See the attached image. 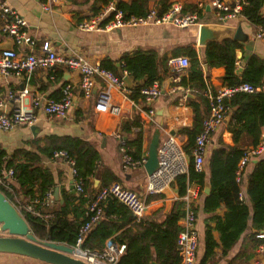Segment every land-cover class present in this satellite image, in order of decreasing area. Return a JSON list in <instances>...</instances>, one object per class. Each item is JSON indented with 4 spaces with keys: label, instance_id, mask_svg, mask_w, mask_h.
Here are the masks:
<instances>
[{
    "label": "crops",
    "instance_id": "crops-1",
    "mask_svg": "<svg viewBox=\"0 0 264 264\" xmlns=\"http://www.w3.org/2000/svg\"><path fill=\"white\" fill-rule=\"evenodd\" d=\"M107 1L109 5H115L116 1L130 5L136 0H61L49 12H45L42 9V4L45 0H0V5L10 7L26 20L28 33L35 41V46L32 50H29V47L26 46H16L10 37L3 34V23L0 21V51L15 49L18 53L32 51L34 54H40V46L43 43H48L51 49L61 56L66 57L76 54L83 56L92 64L99 65L104 61H110L118 70L121 65L119 63L121 57L125 53L137 50L155 51L158 54L160 63L165 59L168 61L172 57H186L189 64L186 70L173 72L166 64L168 73L164 74L161 72L163 75V79L159 83L161 94L152 104V108L155 111L154 121L156 125L150 122L144 113L138 111L136 106L142 105L141 98L137 101L128 98V90L132 87L127 88L126 85L123 94L116 88L111 90L113 103L121 107L119 116L94 112L93 101L96 94L104 89V84L98 81L96 82L92 98L84 100L80 95L76 96L77 103L69 111L66 119H49L41 110H37L38 121L34 126L18 127L13 132L8 133L0 131V147L8 153H12L17 149L36 151L35 148H31V143L38 142L37 148L38 146L42 147L44 139L49 136L79 138L88 142L99 153V166L97 167L95 176L91 179L93 192L90 197L100 188L101 183L99 178L102 177V173L108 171L117 178L118 183L128 189L134 190L145 199L147 209L142 221L161 222L170 213L174 203L179 200L177 189L172 184L162 193L156 194L155 196L159 195L156 199L147 200L149 196L144 191L147 173L144 167L128 171H124L121 168V153L119 151L120 145L117 136H121L124 141L130 142L136 139L138 133L137 129H133L130 132L125 131L122 128L123 124L134 122V119H138L142 132L141 159L147 160L149 143L155 131L159 132L160 140H163L167 135H173L185 151L184 147L187 144V137L184 135L183 130L190 128L193 124V102L199 105L200 111L207 109L206 105L199 99L202 96L199 90L189 89V87L185 88L180 84L183 78L189 77L196 66V63L187 57L185 49L192 47L195 50L197 64L202 72L204 83L206 87L215 91L223 86V78L227 70L240 77L244 64L249 57L256 56L264 61V44L254 37L257 28L250 25L242 16L235 20H227L226 22L215 18V14L208 7L207 0H146L145 10L147 12L151 9L157 11L163 7V4L169 8L172 3H179L184 12H196L199 23L202 26H207L215 37V40L207 44L222 45L225 39H230L239 44V49H236L234 52V62H231V58L228 52H226L225 67L211 68L207 65L205 58L206 45L200 46L198 43L199 27L178 29L169 25H159L122 28L109 32L81 31L78 25L83 21L93 19L95 16L93 15V8L96 9L97 13H100L107 7V4H104ZM261 11L264 13V4ZM101 23L106 24L107 17ZM238 29H240L241 39L235 41L233 37ZM239 69L242 70L241 74H237ZM50 75L49 72L41 68H36L28 81L23 77L11 74L3 76L0 74V100H3L6 104L5 111L10 112L11 108L17 105L16 101L9 100V96L11 94H18L25 86L29 87L31 96H39L41 99L58 98L60 89L65 85L78 86V74L66 70L61 65L56 66L55 80H50ZM124 95L126 98H124ZM249 99L253 126L250 137L245 139L243 147L246 150L255 148L261 141V133L264 127H261L259 124L258 114L264 108V91H259L249 96ZM26 109H29L28 105H26ZM229 118L230 114L211 136L203 164V172L205 174L204 186L202 189L199 187L198 198L194 202L197 216L196 229L199 235L196 264L199 263L203 256V240L206 225L214 227L215 222L212 219L215 216L222 218L226 212V208L221 206L213 214L205 213L204 202L211 191L209 160L212 152L221 145L233 146L232 136L227 131ZM254 141H257L256 146H254ZM260 159H264V154L253 159L245 167L241 182L239 183L241 192L239 200H244L250 210V214L251 203L246 195L247 180L254 165ZM41 161L43 166L51 172L55 183L52 199L48 205V209L55 210L63 204L61 190H65L71 196L77 197L78 195L72 194L69 189L71 175L67 164L60 160H52L51 157L46 158L43 155L41 156ZM187 162L190 163L189 158ZM15 187L17 188V186ZM55 189H57V196L54 195ZM88 198L86 197L87 200ZM107 203L105 204V209L107 208ZM83 210L85 211V204L83 205ZM104 219L105 216L101 221ZM96 225L91 231L96 228ZM177 225L181 230V219ZM126 226H130V223ZM251 230V218H249L247 229L238 243L229 252L227 257L220 259L216 264H230L239 252L244 238L250 234ZM213 236L218 241V233L214 232ZM219 256L220 250H217V257ZM253 259L254 257L245 264H251ZM234 263L237 264L238 261Z\"/></svg>",
    "mask_w": 264,
    "mask_h": 264
},
{
    "label": "trees",
    "instance_id": "trees-1",
    "mask_svg": "<svg viewBox=\"0 0 264 264\" xmlns=\"http://www.w3.org/2000/svg\"><path fill=\"white\" fill-rule=\"evenodd\" d=\"M145 2L146 0H136L128 5L116 1L114 6L125 19L143 17L147 14ZM104 4L109 5L108 1ZM263 4L264 0H246V4L242 8L241 16L255 28L264 29V13L261 11ZM167 8L168 6L163 4V7L157 12L162 14ZM97 14L96 9L93 8V15ZM111 19L112 14L107 18V22ZM236 49H239V44L230 39H225L222 45L207 44L205 47L207 65L211 68L225 67L226 52H228L231 62H234ZM185 52L187 57L196 63V66L189 77L183 78L180 84L185 88L199 90L203 96L206 84L197 64V54L192 47L185 49ZM166 62L165 59L160 63L158 54L153 50H137L125 53L121 57L119 70L110 61L102 62L100 66L118 77H121L125 72L133 83L132 88L128 90V98L137 101L141 98L140 88L154 82L160 83L163 79L161 72L168 73ZM242 83L255 88L264 86V61L262 59L256 56L249 57L240 77L226 71L223 86L230 87ZM202 96L199 99L207 109L200 111L199 105L193 102V124L190 128L183 130L187 137L184 149L188 156L194 139L201 130L202 121L209 112L207 101ZM227 104L231 108L227 131L232 136L233 146L221 145L212 152L209 160L211 191L204 202L205 213L213 214L221 206L226 208V212L222 218L215 216L212 219L215 222L214 227L206 225L203 256L198 264H216L220 259L227 257L245 233L249 218H251L252 230L244 238L239 252L230 264H235L236 261H238L237 264L249 262L255 257L257 247L264 244V238H257L260 234L264 236V159H260L254 165L247 180L246 195L251 203V214L244 200H239L240 184L236 182L238 165L246 151L243 147L245 139L250 137L253 126L250 99L249 96H240ZM258 115L259 124L264 127V108L259 111ZM122 128L127 132L133 129L138 130L134 141L125 140L124 142L132 158L141 159L142 132L138 119H134V122H126ZM37 144L38 142L31 143V148H35L36 151L17 149L12 153H8L0 147V173L3 170H12L14 181L11 186L12 193H8L1 186L0 191L22 215L35 238L73 247L76 243L78 229L86 221L83 205L87 199L81 195L71 196L65 190H61L63 200L61 206L55 210L48 209V206H42L41 202L46 198L47 193L53 195L55 183L51 172L43 166L41 156L49 158L52 157L54 151L65 150L74 158L75 168L83 181L84 193L88 198L93 192L91 179L95 176L99 166V153L88 142L79 138L49 136L44 139L42 147L38 146L37 148ZM256 145L257 141H254V146ZM102 174V177L99 178L100 188L117 182V178L110 172ZM204 179V172H196L190 158L187 174L177 177L173 183L177 189L179 200L174 203L170 213L161 222L136 221L124 206L114 200H109L105 209V219L86 236L83 247L101 250L104 242L112 238L116 243L125 245V251L119 258L118 264H177L179 257L176 241L180 232L177 224L183 216V202L180 199L185 195L188 184H195L202 189ZM152 196L155 195H149L147 200L159 197V195ZM37 200L38 204H35L34 202ZM28 206H31V211L26 209ZM117 217L119 218L117 219ZM128 223L130 226L127 227ZM214 232L219 235L218 241L213 236ZM217 250H220L219 257H217ZM17 257L42 263L22 256Z\"/></svg>",
    "mask_w": 264,
    "mask_h": 264
},
{
    "label": "built area",
    "instance_id": "built-area-1",
    "mask_svg": "<svg viewBox=\"0 0 264 264\" xmlns=\"http://www.w3.org/2000/svg\"><path fill=\"white\" fill-rule=\"evenodd\" d=\"M61 0H45L42 9L49 12L60 3ZM208 7L215 14V18L222 22L235 20L241 16L246 0H207ZM112 14V19L106 24H102L104 18ZM0 21L3 23L2 32L10 37L16 46H26L29 50L35 46V41L28 33L26 20L16 11L8 6L0 5ZM102 25V26H101ZM169 25L178 29L200 27L198 14L196 12H184L181 4L172 3L166 12L159 14L155 9H151L143 17H130L125 19L114 5L105 7L93 19L81 22L78 27L84 32L111 31L122 28H138L145 26ZM254 37L264 44V29L257 28ZM40 54L32 51L18 53L15 49H5L0 51V74L3 76L15 75L30 79L32 72L36 68L46 70L51 75L50 80H55L56 66H63L66 70L75 72L79 76L77 87L71 85L63 86L59 91L58 98L41 99L39 96H31L28 86H25L18 94L9 96L10 101H16L17 105L11 108L10 112L5 111L6 104L0 100V131L13 132L18 127H32L38 121L36 111L41 110L49 119L64 120L69 111L77 103V95L84 100H89L93 96L96 82L104 84V89L100 90L93 101V110L96 113H109L119 116L121 107L112 101L111 90L116 88L122 94L125 91L123 78L118 77L113 72L102 68L99 64H92L80 55L61 56L51 49L48 43L40 46ZM167 66L173 72H182L189 66L186 57H172L167 61ZM76 88V89H75ZM259 91H264V86L255 88L249 84H238L235 86H222L217 90L206 87L203 97L208 104V115L203 119L200 132L194 139V144L190 150V157L182 149L173 135H167L160 140L158 147V167L156 171L147 176L144 191L146 195H156L168 189L181 175L187 174L191 158L194 170L203 172L204 158L207 146L210 143L212 134L221 126L224 119L230 114L231 108L227 104L240 96H251ZM142 105L136 106L138 111L144 113L150 122L155 123V111L152 104L160 96L161 89L158 82L140 88ZM125 96V95H124ZM126 98V96L124 97ZM28 105L29 109H26ZM156 125V123H155ZM119 140V151L121 153V168L124 171L143 168L146 159L135 160L129 154L124 140L117 136ZM264 154V130L261 133L260 143L253 149L246 150L239 162L236 182L240 183L245 167L255 158ZM52 160H60L68 165L71 175V185L75 193L86 198L84 184L78 176L75 168V160L65 150L54 151ZM13 172L3 170L0 173V186L8 193H12ZM199 186L188 184L185 195L181 198L183 202V216L181 218L182 228L177 236L176 250L179 257L177 264H196L197 251L199 248V235L196 229L195 200L198 198ZM241 198V192L239 193ZM52 199V194L47 193L46 198L41 202L42 206H48ZM109 200H114L124 206L136 219L141 221L145 215L147 205L145 199L134 190L114 182L109 186L99 188L96 193L88 198L85 203L84 216L86 221L78 229L75 246L71 247L72 258L80 260L86 264H118L119 258L125 251V245L116 243L113 239H107L101 250H91L83 247V242L91 230L105 216V204ZM38 204V200L34 202ZM31 211V206L26 207ZM37 214V213H36ZM38 215V214H37ZM257 238L263 239L262 234ZM251 264H264V244L257 247L255 257Z\"/></svg>",
    "mask_w": 264,
    "mask_h": 264
},
{
    "label": "water",
    "instance_id": "water-1",
    "mask_svg": "<svg viewBox=\"0 0 264 264\" xmlns=\"http://www.w3.org/2000/svg\"><path fill=\"white\" fill-rule=\"evenodd\" d=\"M240 29H238L233 40L239 41ZM215 40L212 31L207 26L199 27L198 43L200 46L207 45ZM239 69L237 74H241ZM127 88L132 87L128 76L123 78ZM34 131V129H32ZM160 144L159 132L155 131L148 147L147 160L144 169L147 176H151L158 167V147ZM256 163V162H255ZM71 193L76 195L73 185H70ZM207 193V192H206ZM57 196V189H55ZM0 233H7L8 237H0V253L13 254L30 258L45 264H86L71 257L73 249L63 244L49 241H41L30 232L19 211L6 199L0 191Z\"/></svg>",
    "mask_w": 264,
    "mask_h": 264
},
{
    "label": "rangeland",
    "instance_id": "rangeland-1",
    "mask_svg": "<svg viewBox=\"0 0 264 264\" xmlns=\"http://www.w3.org/2000/svg\"><path fill=\"white\" fill-rule=\"evenodd\" d=\"M0 237H8L7 233H0ZM0 264H42L10 254H0Z\"/></svg>",
    "mask_w": 264,
    "mask_h": 264
}]
</instances>
